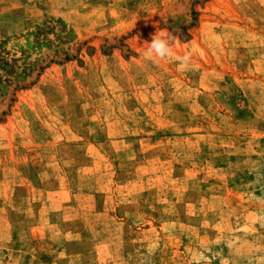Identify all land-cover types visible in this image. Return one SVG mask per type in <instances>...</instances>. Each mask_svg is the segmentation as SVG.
I'll list each match as a JSON object with an SVG mask.
<instances>
[{
    "label": "rangeland",
    "instance_id": "rangeland-1",
    "mask_svg": "<svg viewBox=\"0 0 264 264\" xmlns=\"http://www.w3.org/2000/svg\"><path fill=\"white\" fill-rule=\"evenodd\" d=\"M205 247L264 264V0H0V264Z\"/></svg>",
    "mask_w": 264,
    "mask_h": 264
},
{
    "label": "clouds",
    "instance_id": "clouds-1",
    "mask_svg": "<svg viewBox=\"0 0 264 264\" xmlns=\"http://www.w3.org/2000/svg\"><path fill=\"white\" fill-rule=\"evenodd\" d=\"M175 37L171 34H166L164 32L155 33L151 37V42L148 44V55L156 59H165L172 53V43ZM190 59V53H185L183 56H178L182 64H187ZM210 248H203L194 250L191 256L192 264H211V259L208 253H210Z\"/></svg>",
    "mask_w": 264,
    "mask_h": 264
}]
</instances>
